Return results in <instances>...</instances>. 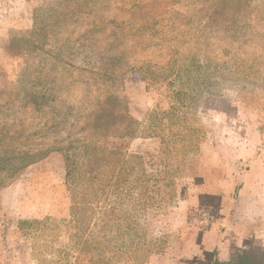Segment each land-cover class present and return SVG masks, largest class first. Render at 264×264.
Masks as SVG:
<instances>
[{
    "label": "rangeland",
    "instance_id": "374dc122",
    "mask_svg": "<svg viewBox=\"0 0 264 264\" xmlns=\"http://www.w3.org/2000/svg\"><path fill=\"white\" fill-rule=\"evenodd\" d=\"M220 8L225 18L214 16ZM173 51L197 57L180 60L181 70L198 59L204 67L195 80L181 73L166 87L184 83L192 99L183 110L199 143L174 194L149 216L150 232L168 238L154 256L229 264L247 252L264 263V0H0V158H8L0 167V264L51 263L68 243V145L97 155L117 148L155 173L148 118L157 102L169 103L138 69L163 71ZM44 70L45 83L60 89L48 107L31 105L30 85ZM29 152L39 159L29 163ZM23 219L46 225L24 237Z\"/></svg>",
    "mask_w": 264,
    "mask_h": 264
},
{
    "label": "trees",
    "instance_id": "16d2710c",
    "mask_svg": "<svg viewBox=\"0 0 264 264\" xmlns=\"http://www.w3.org/2000/svg\"><path fill=\"white\" fill-rule=\"evenodd\" d=\"M144 1L132 0V5H142ZM225 11L226 8L216 9L214 16L225 18L222 15ZM32 26L36 30L34 20ZM171 53L170 63L163 71L149 65L138 69L148 88L164 87L161 96L165 91L169 103L167 109H162L160 101L157 102L148 118V136L157 144L155 173L145 170L140 156L126 158L117 148L103 150L99 155L85 145L77 148L68 145L61 151L64 187L70 199L66 222L69 236L64 248L52 250L53 258H57L50 259L52 264H69L71 260L74 264H146L150 257L166 250L168 238L150 232L149 216L160 211L161 200L174 194L179 168L183 167L184 158L197 150L199 143V131L187 124L189 117L183 110V99H192L184 91V83L169 90L166 87L172 86L173 80H180L181 73L193 81L195 75L204 71L200 59L181 70L180 60L184 63L187 59H197L195 54L182 57L174 51ZM44 76L45 70L42 76L32 80L26 98L31 105L48 107L54 100L52 93L60 89L52 81L45 83ZM23 154L28 156L29 163L39 159L34 152ZM4 160L8 158H0V167ZM10 166L15 169V165L9 164L6 168ZM45 225L44 221L23 219L17 222V230L21 236H32ZM229 264L264 263L256 255L242 252L235 263Z\"/></svg>",
    "mask_w": 264,
    "mask_h": 264
},
{
    "label": "crops",
    "instance_id": "0c3cea01",
    "mask_svg": "<svg viewBox=\"0 0 264 264\" xmlns=\"http://www.w3.org/2000/svg\"><path fill=\"white\" fill-rule=\"evenodd\" d=\"M174 260L173 257L167 255L153 256L151 257L149 264H174L173 263Z\"/></svg>",
    "mask_w": 264,
    "mask_h": 264
}]
</instances>
